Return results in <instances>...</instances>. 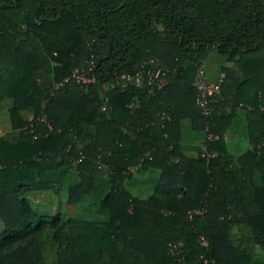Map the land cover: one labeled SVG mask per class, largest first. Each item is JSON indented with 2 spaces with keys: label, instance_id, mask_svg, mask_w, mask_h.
Instances as JSON below:
<instances>
[{
  "label": "trees",
  "instance_id": "16d2710c",
  "mask_svg": "<svg viewBox=\"0 0 264 264\" xmlns=\"http://www.w3.org/2000/svg\"><path fill=\"white\" fill-rule=\"evenodd\" d=\"M54 50L84 55L76 68L93 82L55 88L72 70L52 67ZM211 50L220 97L204 115L194 79ZM153 61L163 87L144 75L120 91L119 76ZM6 97L0 264H264V0H0V108ZM239 110L247 138L233 153ZM183 120L203 135L196 156L182 150ZM103 166L104 221L40 211L26 197L66 189L75 204Z\"/></svg>",
  "mask_w": 264,
  "mask_h": 264
},
{
  "label": "rangeland",
  "instance_id": "374dc122",
  "mask_svg": "<svg viewBox=\"0 0 264 264\" xmlns=\"http://www.w3.org/2000/svg\"><path fill=\"white\" fill-rule=\"evenodd\" d=\"M219 65H220V56L217 54L216 51L211 50L209 52V56L205 60L203 64V71L206 76V81L208 83H216L220 77V71H219ZM216 70V76L217 79L212 82L209 78V72ZM189 122H185L184 127H188ZM3 127V126H2ZM188 129V128H186ZM227 138H228V145L230 150L233 153H239L235 146H237V143L241 142L243 139L245 140L247 138L246 135V125H245V112L243 110H239L237 113V116L235 117L233 124L231 128L227 131ZM236 140H238L236 142ZM199 147V144L197 145ZM73 179V178H72ZM108 181H107V170L106 168L100 167L98 171L96 172L92 191L89 195L83 196V198L75 203V204H68L66 202L67 199V192L62 191L61 193L55 194L50 191H42L39 192L37 195H35V199L38 201L40 200L41 204L39 206V209L41 210H48L53 211L55 209V206L60 207L59 209L65 212L69 217L72 218H85L89 220L94 221H104L108 218V212L105 209L100 208V198L107 189ZM37 191H29L26 194V197H29L30 200L31 196L36 193ZM37 201V202H38ZM1 228V223H0ZM235 232V233H234ZM233 234H236L238 232V236L240 235L242 237V240L245 241V238L247 237V232L243 229L240 231L235 230ZM46 234V233H45ZM41 237V251L44 261L48 263H53L56 260V245L51 241L50 237H46L45 235ZM238 238V237H237ZM238 242V241H236ZM254 251L257 254H261L260 248L254 246Z\"/></svg>",
  "mask_w": 264,
  "mask_h": 264
},
{
  "label": "built area",
  "instance_id": "2783aa9c",
  "mask_svg": "<svg viewBox=\"0 0 264 264\" xmlns=\"http://www.w3.org/2000/svg\"><path fill=\"white\" fill-rule=\"evenodd\" d=\"M144 75L148 77L149 83L156 82L159 88L163 87L167 82L164 70L159 66L158 62L153 61L146 71L140 70L135 75L122 74L116 79L115 84L120 91H124L127 84L139 86ZM93 80V77L88 74L84 67L74 68L69 75L55 84V88H59L67 82L86 87L89 83L93 82ZM220 80L221 77H219L218 81L214 84L208 83L202 67H199L196 72L194 79V86L197 90L195 102L204 115L211 114L213 104L217 102V99L220 97ZM171 248L172 251H174V249L177 250L176 253L180 252L176 244H171Z\"/></svg>",
  "mask_w": 264,
  "mask_h": 264
},
{
  "label": "crops",
  "instance_id": "0c3cea01",
  "mask_svg": "<svg viewBox=\"0 0 264 264\" xmlns=\"http://www.w3.org/2000/svg\"><path fill=\"white\" fill-rule=\"evenodd\" d=\"M208 56H209V53L207 57ZM83 60H84V55L83 57H80L77 62L72 58V56H67L66 58H63L59 55L57 50L52 51V55H51L52 67L55 69H58V71L62 70L63 66L66 67V69L68 70H73L74 68H76V66H79ZM205 60L201 64V67H203ZM209 74H210L209 78L211 79L212 82H214L217 79L216 70L210 71ZM10 106H11V99L8 97L4 98L1 102V108H0V136H6L9 132H13L10 118H9V113H8V108ZM21 115L24 119H30L32 116V110L29 108L23 109L21 110ZM185 122H189V120L182 121V128H181L182 130V150L186 155L196 156L197 148H198L197 145L199 144L200 146L203 135L200 132L193 131L190 127V122H189L188 127H184ZM33 191H37V192L31 196L32 200H30L29 197H27V199L39 209V206L41 205L39 204L40 200L38 201L37 199H35L36 198L35 195H37L39 192L46 191V190H33ZM62 191H65V189L61 190L59 193H61ZM56 208H57V205L55 206V209ZM48 210L50 209L48 208ZM48 210H44L41 208L40 211H48Z\"/></svg>",
  "mask_w": 264,
  "mask_h": 264
}]
</instances>
